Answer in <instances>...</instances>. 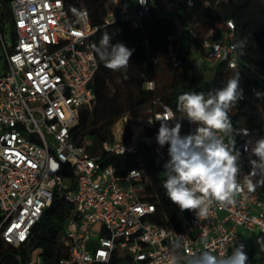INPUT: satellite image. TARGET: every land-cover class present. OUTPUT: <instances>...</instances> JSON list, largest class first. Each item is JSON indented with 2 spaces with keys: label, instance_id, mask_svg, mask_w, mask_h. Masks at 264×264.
I'll list each match as a JSON object with an SVG mask.
<instances>
[{
  "label": "built area",
  "instance_id": "obj_1",
  "mask_svg": "<svg viewBox=\"0 0 264 264\" xmlns=\"http://www.w3.org/2000/svg\"><path fill=\"white\" fill-rule=\"evenodd\" d=\"M211 1L218 5L223 0H208L206 5ZM179 2L118 0L115 9L108 8L105 24L123 21L142 29L152 8L160 9L174 21L166 54L175 62L179 50L198 36L197 26L178 16ZM193 6L188 1V7ZM98 29L86 9L70 15L63 0H0L3 243L14 249L24 247L58 194L75 208L61 236L67 255L58 264H172L173 256L178 257V264H188L192 255L203 250L230 255L240 244L247 264H264L263 254L249 256L251 234H264V172L254 170L252 161L258 158L251 152L255 142L264 138V129L248 133L236 150L241 191L235 203L222 206L214 202L204 219L190 211L178 226L155 220L158 209L147 198L150 179L144 169L131 168L120 176L114 166L101 162L104 154L133 156L145 145L164 166L169 145L161 148L158 133L148 131L161 120L176 119L170 105L156 100L148 119H130L132 128L126 138L117 137L112 129L113 139L101 143L89 138L81 144L74 140L81 111L96 104L94 78L99 61L91 39ZM234 29L233 21H227L218 39L205 37L197 50L199 61L213 67L226 59L228 68L236 69ZM145 89L155 90L156 82L146 83ZM185 120L186 135L195 134L198 125ZM220 136L231 147L225 135ZM68 167L75 176V187L65 174ZM28 264L37 263L31 260Z\"/></svg>",
  "mask_w": 264,
  "mask_h": 264
},
{
  "label": "trees",
  "instance_id": "obj_2",
  "mask_svg": "<svg viewBox=\"0 0 264 264\" xmlns=\"http://www.w3.org/2000/svg\"><path fill=\"white\" fill-rule=\"evenodd\" d=\"M63 1L70 15L86 9L92 26L99 28L91 39L93 50V45L98 44L104 32L112 35L113 44L121 42L134 50L127 69L119 71L105 67L96 55L99 61V69L94 78L96 104L81 111L79 125L73 132V138L78 144H81L84 138L92 139L95 143L113 139L112 129L121 118L148 119L147 107L150 105L152 108L156 100L174 109L177 117L169 123L171 126L180 123V135L185 136L187 122L184 113L177 109L178 96L185 92L214 91L223 87L236 72L240 74V88L244 98L229 111L233 130L230 135H224L231 143L232 150L236 151L248 133L264 129V0H223L218 5L211 1L210 6L206 5L208 0H191L194 2L192 8L188 7L189 0H180L177 13L183 21L203 26L214 39H218L224 32V27L218 26V23L225 26L227 21H233L235 45L241 41L245 42L243 48L237 47L238 67L229 69L227 60H222L217 64L214 78L209 81L197 57L200 42L205 38L198 29L197 38L189 40L179 50L178 60L174 62L166 54V41L174 30V21L165 17L160 9L152 8L143 20V28L137 29L123 21L105 24L111 0ZM195 53L197 55L193 56ZM160 68L172 73V83L163 93L156 79ZM151 81L156 82V89L146 90V83ZM257 92L261 95L257 96ZM160 125L161 122L155 129L149 130V134L158 133ZM101 162L103 165L114 166L120 176L125 175L131 168L146 171L150 179L147 198L157 205L155 220L158 223H173L178 226L189 214V210L181 211L168 199L163 188L166 179L164 166L155 161L147 146L142 145L139 152L133 156L117 157L104 154ZM65 174L70 178L72 187H75L73 171L68 167ZM74 209L73 204L57 194L53 204L34 226L24 247L14 249L4 244L0 238V264H28L31 260H35L37 264H58L59 260L67 255L61 236L66 229L67 218ZM262 236V233L251 234L249 256H253L255 252L264 255V251H261L260 245L256 243ZM18 255L20 260L17 259Z\"/></svg>",
  "mask_w": 264,
  "mask_h": 264
},
{
  "label": "clouds",
  "instance_id": "obj_3",
  "mask_svg": "<svg viewBox=\"0 0 264 264\" xmlns=\"http://www.w3.org/2000/svg\"><path fill=\"white\" fill-rule=\"evenodd\" d=\"M244 44L241 41L233 47L243 48ZM93 48L105 67L113 71L126 70L134 51L121 42L113 44L112 35L108 32L101 34ZM256 95L261 93L257 92ZM243 98L240 74L236 72L223 87L214 91L185 92L178 96L177 109L184 113L190 123L198 125L195 134L181 136L180 123L171 126L167 120H161L156 140L161 148L169 145V159L164 163L166 179L163 188L173 204L181 211H194L198 219L207 217L214 202L222 206L234 204L236 195L241 191V185L237 182L239 153H234L220 134L232 133L229 111ZM251 152L258 158L252 161L254 170L264 172V138L255 142ZM256 243L264 251V236L258 238ZM247 262L243 244L234 247L230 255L217 256L203 250L188 260V264ZM172 264H178V257H172Z\"/></svg>",
  "mask_w": 264,
  "mask_h": 264
},
{
  "label": "rangeland",
  "instance_id": "obj_4",
  "mask_svg": "<svg viewBox=\"0 0 264 264\" xmlns=\"http://www.w3.org/2000/svg\"><path fill=\"white\" fill-rule=\"evenodd\" d=\"M108 8L110 9V6L108 5ZM218 26L224 27L223 29L225 30V26L222 25V23H218ZM197 29L205 36L208 37L210 36V32H208L207 29H205L203 26H197ZM10 32V31H9ZM197 55L196 53L193 55L195 56ZM198 57V56H197ZM202 68L204 69V73H205V77L206 79L212 80L216 74L217 71V65L211 67V66H204V63H202ZM156 79H157V83L159 86V89L162 91V93L165 91V89L167 87H170L171 83H172V73L166 71L163 68H160V70L157 72L156 75ZM149 109H151L150 105H148L147 107V113H149ZM150 115V114H149ZM124 119H127V122L125 120H119L113 127V131L114 133H116L117 137H124L126 138V136H128L130 134L131 131V124H130V119L123 117ZM122 118V119H123ZM138 126V124H137ZM135 128V127H134ZM236 153V151H234ZM249 236V235H248ZM247 236V237H248Z\"/></svg>",
  "mask_w": 264,
  "mask_h": 264
},
{
  "label": "crops",
  "instance_id": "obj_5",
  "mask_svg": "<svg viewBox=\"0 0 264 264\" xmlns=\"http://www.w3.org/2000/svg\"><path fill=\"white\" fill-rule=\"evenodd\" d=\"M117 3H118V0H111L109 2V6H110L109 11H112L113 9H115V7L117 6Z\"/></svg>",
  "mask_w": 264,
  "mask_h": 264
}]
</instances>
